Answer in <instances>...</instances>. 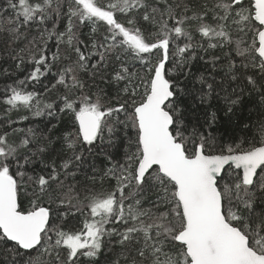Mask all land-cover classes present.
I'll use <instances>...</instances> for the list:
<instances>
[{
    "label": "snow or ice",
    "instance_id": "1",
    "mask_svg": "<svg viewBox=\"0 0 264 264\" xmlns=\"http://www.w3.org/2000/svg\"><path fill=\"white\" fill-rule=\"evenodd\" d=\"M0 59L31 66L0 99L2 264H264V0H0ZM186 97L258 98L256 133Z\"/></svg>",
    "mask_w": 264,
    "mask_h": 264
},
{
    "label": "trees",
    "instance_id": "2",
    "mask_svg": "<svg viewBox=\"0 0 264 264\" xmlns=\"http://www.w3.org/2000/svg\"><path fill=\"white\" fill-rule=\"evenodd\" d=\"M63 27V25H61ZM89 29L85 28L84 31L87 32ZM54 50V48H53ZM219 54V53H216ZM204 64L202 61L195 62L193 64L192 71L194 74H199L201 71H204ZM5 69L7 74H5ZM31 70L30 65L22 66V69L18 70L15 67V62L8 61L6 59H0V99L3 97L4 88L6 85L13 84L14 81L23 79L28 71ZM50 78V77H49ZM219 76L217 79L219 80ZM43 83H48L47 79H43ZM35 89L43 91L42 85L37 83L35 84ZM111 91V89H109ZM183 107L185 109V115L190 124L192 123H203L205 116L212 112L216 111L217 113V122L212 129L213 134L217 136L222 141L230 140H239L243 139L245 136L251 138L253 134L256 133L257 120L259 115V101L258 98H247L245 103L239 106L234 113L226 114L223 110H218V106L222 108V101L212 100L210 104H201L198 100L193 97H186L182 100ZM29 115V119L26 121H20V116ZM5 118L4 114V105L0 104V121ZM12 119L18 121L16 124L17 127H30V126H39L44 128L47 124V121L51 119L47 115L41 117H32L26 112L13 113ZM53 123L55 121L53 120ZM245 125H248L246 128ZM61 129H63L64 124L61 123ZM59 134V133H57ZM118 135H123L119 133ZM133 135V133H129ZM96 155L87 157V164H95L97 169L103 168L108 164L106 157L102 154L103 152L110 153L116 160H123L124 147L122 143H118L116 147H109L105 141H97V146L94 149ZM88 175H92L91 168H87ZM81 182L85 181V176L82 174L77 177ZM80 221V216H69L67 218L66 226L74 227ZM3 255H0V264L3 262ZM105 256L102 255L100 258V264H103Z\"/></svg>",
    "mask_w": 264,
    "mask_h": 264
}]
</instances>
